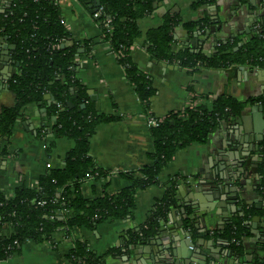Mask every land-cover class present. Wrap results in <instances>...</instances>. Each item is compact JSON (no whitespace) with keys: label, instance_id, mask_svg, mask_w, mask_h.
I'll list each match as a JSON object with an SVG mask.
<instances>
[{"label":"crops","instance_id":"crops-1","mask_svg":"<svg viewBox=\"0 0 264 264\" xmlns=\"http://www.w3.org/2000/svg\"><path fill=\"white\" fill-rule=\"evenodd\" d=\"M9 1L0 0V12ZM194 2L163 0L137 22L140 35L130 46L129 57L151 82L154 93L145 103L126 78L103 27L94 17L95 0H60L70 41L86 45L79 49L76 78L85 87L97 113L111 118L100 123L89 140V156L106 177L83 183L86 198L116 193L128 185L125 173L150 163L153 146L146 123L149 116L164 120L192 105L210 108L220 96L247 102L264 95V69L237 66L190 70L150 57L146 33L161 25L167 13L177 15L180 20L173 31L172 51L201 50L205 54L214 49L216 40L239 38L241 44L246 42L264 15V7L258 0H216L214 5L196 9L192 8ZM203 15L212 19L213 32L189 31L185 27ZM0 63L1 110L14 106L15 96L8 80L16 68L10 60ZM253 105H246L233 122L220 123L205 142H194L177 150L160 172L158 183L135 193L131 217L98 224L93 231L59 229L52 240L25 242L1 264H68L65 254L76 241L86 242L100 254L120 249L116 256L107 258L106 264H250L256 255L263 254L257 244L258 234L264 232L263 219L254 216L248 223L252 236L245 240L241 256H236L226 241L213 237L212 233L220 230L242 206L260 209L264 205V197L257 191L260 176L256 172V165L264 160V111L263 118L256 119ZM53 122L54 118L47 117L41 103H31L22 110L10 137L0 140V151L5 149L0 154L1 191L11 195L20 185L35 187L48 169L63 167L74 142L54 136ZM171 180L176 181L178 207L171 211L150 242L127 244L130 234L155 213ZM183 217L191 219L195 235L181 226Z\"/></svg>","mask_w":264,"mask_h":264},{"label":"trees","instance_id":"trees-1","mask_svg":"<svg viewBox=\"0 0 264 264\" xmlns=\"http://www.w3.org/2000/svg\"><path fill=\"white\" fill-rule=\"evenodd\" d=\"M161 1L99 0L95 9L100 12L97 21L101 26L102 22L109 20L110 30L102 26V31L112 51L117 53L126 49V56L119 58L118 63L134 85L139 99L145 103L154 91L149 79L132 63L129 48L140 35L138 20L151 14L155 4ZM258 1L264 7V0ZM215 2L195 0L192 8L214 5ZM179 23L177 15L167 13L161 25L147 31L145 45L152 59L190 70L237 66L264 69V15L258 19V27L246 42L241 44L239 38L216 40L209 54L201 50L172 51L173 31ZM212 24V19L203 15L186 23L185 27L189 31L197 29L204 33ZM0 37H5L12 47L9 55L16 68L8 80L15 103L0 110V140L10 137L14 123L25 107L41 103L47 117L54 118L52 134L74 142L63 167L48 169L39 178L37 186L20 185L11 195L0 190V264L11 258L25 242L52 240L59 229L66 232L72 228L93 231L98 224L131 217L135 193L158 183L160 172L177 150L194 142H205L220 123L233 122L248 104L257 103L264 108V95L247 102L220 96L212 101L210 108L197 105L168 116L159 126L150 128L153 146L150 163L137 171L125 173L123 177L128 185L116 193L104 192L86 198L82 193L83 183L106 177L89 156V140L100 123L111 120L97 113L85 87L76 78L79 49L86 45L70 41L60 0H10L0 12ZM262 151L264 153V147ZM4 152L2 148L0 154ZM256 172L260 176L257 191L264 197V160L256 165ZM176 192V181L171 180L155 213L130 234L127 244L144 245L155 237L171 211L178 207ZM254 216L264 220V205L260 209L242 206L212 236L226 241L232 252L241 256L245 240L252 236L248 223ZM181 226L195 235L191 219L183 217ZM258 235L257 244L263 254L256 255L250 264H264V232ZM118 253V248L96 253L86 242L76 241L67 250L65 258L68 264H106L108 257Z\"/></svg>","mask_w":264,"mask_h":264},{"label":"water","instance_id":"water-1","mask_svg":"<svg viewBox=\"0 0 264 264\" xmlns=\"http://www.w3.org/2000/svg\"><path fill=\"white\" fill-rule=\"evenodd\" d=\"M95 2H96V5H99V0H95ZM208 30L210 32H213L214 26H210ZM6 41H7V39L5 37H0V62L1 61L7 62L9 60L11 61L9 51L12 47ZM0 68H1V65H0ZM68 104L71 106L70 102H68ZM251 109H252V112H257V114L254 116L256 119H260V118L262 119L263 118L264 109H263V106L261 104H255L252 106ZM239 165H240V163H239ZM240 169H241V166H240ZM255 219H257V218H255ZM185 235L187 236L188 241L192 244V242L188 236V233H186ZM167 264H173V263L167 262Z\"/></svg>","mask_w":264,"mask_h":264},{"label":"built area","instance_id":"built-area-1","mask_svg":"<svg viewBox=\"0 0 264 264\" xmlns=\"http://www.w3.org/2000/svg\"><path fill=\"white\" fill-rule=\"evenodd\" d=\"M99 11H96L95 13H94V17H95V19H97L98 17H99ZM102 26L106 29V30H110V28H111V26H110V24H109V20L107 19V20H105L104 22H102ZM55 47V46H54ZM126 49L125 48H122V49H120L119 51H117V53H115V55H116V58L117 59H119V58H122V57H124V56H126ZM123 68V67H122ZM194 106H196V105H192V106H190V107H194ZM162 120H160V119H157V118H154V117H152V116H149L148 118H147V120H146V123H147V126L149 127V128H152V127H157V126H159V124H160V122H161ZM16 243V242H15Z\"/></svg>","mask_w":264,"mask_h":264}]
</instances>
